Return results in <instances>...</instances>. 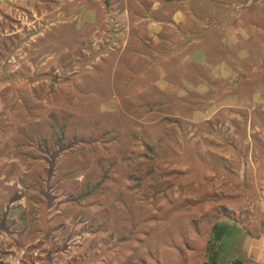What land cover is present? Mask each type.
I'll return each mask as SVG.
<instances>
[{
    "label": "rangeland",
    "instance_id": "rangeland-1",
    "mask_svg": "<svg viewBox=\"0 0 264 264\" xmlns=\"http://www.w3.org/2000/svg\"><path fill=\"white\" fill-rule=\"evenodd\" d=\"M236 260L264 264V0H0V264Z\"/></svg>",
    "mask_w": 264,
    "mask_h": 264
},
{
    "label": "crops",
    "instance_id": "crops-1",
    "mask_svg": "<svg viewBox=\"0 0 264 264\" xmlns=\"http://www.w3.org/2000/svg\"><path fill=\"white\" fill-rule=\"evenodd\" d=\"M186 14V13H185ZM184 13H182L181 11L180 12H176V13H174L173 14V19H175V18H177V19H181V20H185L186 19V15H185ZM180 21V20H179ZM216 29H218V28H216ZM184 30V29H183ZM184 31H186V30H184ZM218 31H219V29H218ZM221 31V30H220ZM219 31V32H220ZM228 33L227 34H230L229 33V31H227ZM221 33V32H220ZM230 35H244V36H246L247 35V33H245V32H240V30H239V32H237V33H234V34H230ZM236 40V39H235Z\"/></svg>",
    "mask_w": 264,
    "mask_h": 264
},
{
    "label": "trees",
    "instance_id": "trees-1",
    "mask_svg": "<svg viewBox=\"0 0 264 264\" xmlns=\"http://www.w3.org/2000/svg\"><path fill=\"white\" fill-rule=\"evenodd\" d=\"M235 264H241L240 260H238V261L236 260Z\"/></svg>",
    "mask_w": 264,
    "mask_h": 264
}]
</instances>
